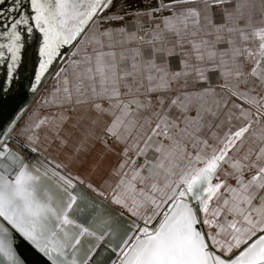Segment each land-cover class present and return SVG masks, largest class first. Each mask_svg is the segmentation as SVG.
I'll use <instances>...</instances> for the list:
<instances>
[{
	"label": "snow or ice",
	"instance_id": "1",
	"mask_svg": "<svg viewBox=\"0 0 264 264\" xmlns=\"http://www.w3.org/2000/svg\"><path fill=\"white\" fill-rule=\"evenodd\" d=\"M0 264H264V0H0Z\"/></svg>",
	"mask_w": 264,
	"mask_h": 264
},
{
	"label": "rangeland",
	"instance_id": "2",
	"mask_svg": "<svg viewBox=\"0 0 264 264\" xmlns=\"http://www.w3.org/2000/svg\"><path fill=\"white\" fill-rule=\"evenodd\" d=\"M53 80L51 79L50 82L48 83V85L45 87V89L41 92V94L39 95V97L35 100L34 104L32 105L33 108H35L36 104L38 102H40L41 98L45 95H47L48 93L51 92V89L53 87Z\"/></svg>",
	"mask_w": 264,
	"mask_h": 264
},
{
	"label": "crops",
	"instance_id": "3",
	"mask_svg": "<svg viewBox=\"0 0 264 264\" xmlns=\"http://www.w3.org/2000/svg\"><path fill=\"white\" fill-rule=\"evenodd\" d=\"M52 111H54V109H50V108H40V109H38L39 115H41V116L45 115V114H47L49 112H52ZM30 114H31V109L29 110L28 113L25 114V118H27V116L30 115Z\"/></svg>",
	"mask_w": 264,
	"mask_h": 264
},
{
	"label": "water",
	"instance_id": "4",
	"mask_svg": "<svg viewBox=\"0 0 264 264\" xmlns=\"http://www.w3.org/2000/svg\"><path fill=\"white\" fill-rule=\"evenodd\" d=\"M50 80L51 79H49L47 82H46V84H45V87L47 86V84L50 82ZM45 87L44 88H42L41 90H40V92H39V94L38 95H36V97H35V100L39 97V95L41 94V92L45 89ZM29 100H31V97H29ZM35 100H31V103H32V105L34 104V102H35ZM26 114V113H25Z\"/></svg>",
	"mask_w": 264,
	"mask_h": 264
}]
</instances>
